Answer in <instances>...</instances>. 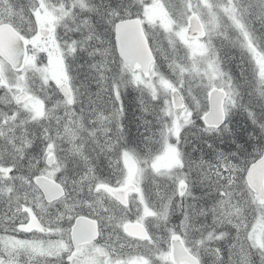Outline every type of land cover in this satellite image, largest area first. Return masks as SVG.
Here are the masks:
<instances>
[{"label":"clouds","instance_id":"obj_1","mask_svg":"<svg viewBox=\"0 0 264 264\" xmlns=\"http://www.w3.org/2000/svg\"><path fill=\"white\" fill-rule=\"evenodd\" d=\"M31 2L27 0L24 7ZM149 2L49 0L60 17L56 36L62 63L25 64L24 79L10 70L6 75L0 72V131L18 142L24 138L37 143L47 130L57 156L67 164L70 187L83 169L84 156L94 167L102 158L109 169L110 162L115 167L122 160L121 153L134 154L135 160L127 161L125 169L131 171L133 186L142 182L159 213L149 222L150 231L161 242L170 230L183 238V243L175 242V264H264V204L254 201L246 181L239 179L246 166L264 157V77L260 74L264 0H235L234 5L233 0H212L219 25H213L204 38L207 51L194 54L201 72L209 71L208 77L180 73L176 62L189 64L180 46L176 51L169 49L166 56L158 55L151 67H146V58L126 62L112 47L110 21L117 19L116 14L143 15V6ZM224 7L227 12L222 11ZM159 22L148 25L150 33H159ZM245 32L259 52L251 44L240 46ZM136 63L141 66L136 68ZM164 81L175 90L166 88ZM213 87L216 91L209 105L206 92ZM189 89L198 98V106ZM129 93L135 132L127 122ZM165 139L176 152L156 161ZM201 144L211 149L210 157ZM220 169L223 176L217 180L213 172ZM230 175L237 177L231 185ZM194 188L202 195H195ZM226 191L233 195L225 196ZM9 220L0 222V229L9 227L13 222ZM125 223L124 236L144 238L135 220ZM104 246L101 241L82 248L87 264H115L116 259L127 261L133 255L143 259L135 246L111 258L97 251ZM23 264L37 262L25 258Z\"/></svg>","mask_w":264,"mask_h":264},{"label":"snow or ice","instance_id":"obj_2","mask_svg":"<svg viewBox=\"0 0 264 264\" xmlns=\"http://www.w3.org/2000/svg\"><path fill=\"white\" fill-rule=\"evenodd\" d=\"M157 9L163 13V19L157 16ZM227 10V7L222 9L224 12ZM116 15L117 19L110 21L113 25L110 40L126 62L146 58V67H151L158 55L166 56L169 49L176 51L180 46L185 59L189 60L188 66L182 61L176 62L180 73L209 76V71L201 72L194 54L207 51L204 38L213 25H219L220 16L212 0H179L178 4L170 0H150L143 6V15ZM59 20L57 7L50 5L49 0H32L27 11L21 7L15 15L0 16V33H3L0 36V72L6 75L10 70L16 77L24 79L25 64L62 63L56 36ZM154 20L160 21L156 25L159 33L149 32L148 25ZM249 44L260 51L251 35L245 32L240 46L246 48ZM134 66L139 68L141 65L136 63ZM208 69H212L211 64ZM260 74L264 77V64H261ZM163 83L166 88H173L171 82ZM214 91L213 87L206 92L209 105L213 103ZM189 96L198 106L199 100L191 89ZM10 118L17 119L14 114H10ZM0 140L7 145L0 153V194L7 196V202L15 208L12 224L0 229V264H23L25 258H35L37 264L40 261L44 264H87L82 248L101 241L105 242L104 249L102 251L98 247L97 251L110 258L125 250L131 251L133 246L143 257L139 259L133 255L127 261L116 259L115 264H175V242L183 243V238L170 230L167 239L161 242L150 231L149 222L159 213L142 182L133 186L131 171L125 169L127 161L135 160L134 154L121 153L122 160L118 159L115 167L110 162L108 176L99 175L88 157L84 156L83 169L70 187L65 174L67 164L57 156L55 143L49 139L47 130L40 134L36 154L31 150L37 143L27 139L21 138L17 142L16 137H6L0 131ZM175 152V146L165 139L163 152L155 159L164 160ZM25 165L27 171L22 173L21 168ZM121 170H124V175L120 174ZM242 173L239 179L246 181L252 199L264 204V157L254 160ZM213 174L220 180L223 170H216ZM228 179L231 185L237 177L230 175ZM17 181L23 188L22 193L16 187ZM180 187H183V182ZM219 187L220 191L224 190ZM224 194L228 197L233 195L230 191ZM17 216L23 219L17 222ZM129 220H135L142 226L143 239L133 240L131 236H124L128 227L125 221ZM25 222L27 227L23 226ZM248 239L252 240V233L248 234ZM52 249L56 250L55 253Z\"/></svg>","mask_w":264,"mask_h":264},{"label":"rangeland","instance_id":"obj_3","mask_svg":"<svg viewBox=\"0 0 264 264\" xmlns=\"http://www.w3.org/2000/svg\"><path fill=\"white\" fill-rule=\"evenodd\" d=\"M19 1V0H18ZM171 3L173 4H178L179 0H170ZM18 5V3H16L15 1L10 2L9 0H0V16H4V17H8L9 15H15L16 13H18V11L14 12H9L11 7H16ZM161 15V11L159 9H157V16L159 17ZM37 135H39V130H37ZM1 143H3L1 145ZM7 147V145L5 144V142L3 140L0 141V153H3L5 148ZM38 148L36 147L34 149L31 150L32 154H36L38 152ZM27 169V168H26ZM101 176H107L105 173L102 174ZM2 187V186H0ZM16 187L18 188H22L20 185V182L17 181L16 182ZM53 211V210H50Z\"/></svg>","mask_w":264,"mask_h":264},{"label":"trees","instance_id":"obj_4","mask_svg":"<svg viewBox=\"0 0 264 264\" xmlns=\"http://www.w3.org/2000/svg\"><path fill=\"white\" fill-rule=\"evenodd\" d=\"M10 2H12V1H15V0H9ZM20 1V6H21V4H26V2H27V0H19ZM20 6L19 7H17L16 9H17V11L19 12V10H20ZM81 62L83 63V59H81ZM234 71H235V66H234V69H233ZM128 113L129 112H131V108L129 107V105H128ZM130 110V111H129ZM132 114H130V116H129V118H128V125H129V127H131L130 125H131V123H132ZM129 119H131V120H129ZM235 119V118H234ZM198 123H199V121H197ZM214 143V142H213ZM34 149L37 147L38 148V142H37V144H35L34 146ZM199 147H201V148H203L204 149V151H205V153L207 154V156L209 157V155H211V149H209V148H207V146L206 145H203V144H201V145H199ZM225 147H228V146H225ZM39 149V148H38ZM207 150V151H206ZM207 158V157H206ZM21 163H24V162H21ZM97 165H98V168H96V170H97V172L98 173H100L99 175H102V174H106L107 176L109 175V172H110V170L107 168V165L105 164V162L104 161H100L99 163H97ZM27 171V169H26V165H25V167H23V168H21V172L22 173H24V172H26ZM194 190H195V188H194ZM194 194H195V192H194Z\"/></svg>","mask_w":264,"mask_h":264},{"label":"bare ground","instance_id":"obj_5","mask_svg":"<svg viewBox=\"0 0 264 264\" xmlns=\"http://www.w3.org/2000/svg\"><path fill=\"white\" fill-rule=\"evenodd\" d=\"M16 3H18V5L16 6V7H11L10 8V11L9 12H13V8H15V12L17 11V7H19L20 6V1H18V0H16ZM24 5L25 4H21V6H20V8L21 7H24ZM25 8V7H24ZM25 11H27V9L25 8ZM14 12V13H15ZM82 63V62H81ZM131 97H132V94L131 93H129L128 94V96L125 98V104H126V106L128 107V105H129V107L132 109V107H131V105L130 104H128V100H130L131 99ZM0 107H3V105L2 104H0ZM130 111V110H129ZM130 114H132V123H131V127H129L130 128V130L132 131V132H135V123H134V113L132 112V110H131V112H129L128 114H127V121H128V118H129V116H130ZM129 120H131V119H129ZM129 122V121H128ZM18 142V141H17ZM214 142V145H216V146H220V147H225L226 145H220L219 144V141H213ZM3 143H1V145H2ZM207 151V150H206ZM208 157V156H207ZM209 157H210V155H209ZM100 161H103V159L101 158L97 163H99ZM97 163H96V168H98V165H97ZM79 169L77 168V169H75V170H70L69 171V175H72V174H74V171H78ZM98 174H100V173H98ZM194 192H195V195H197V196H199V195H202V192L200 191V189H198V188H195V190H193Z\"/></svg>","mask_w":264,"mask_h":264},{"label":"flooded vegetation","instance_id":"obj_6","mask_svg":"<svg viewBox=\"0 0 264 264\" xmlns=\"http://www.w3.org/2000/svg\"><path fill=\"white\" fill-rule=\"evenodd\" d=\"M7 201V198L0 199V222H10L9 218H12L13 212L15 211V208L9 205ZM1 203H3V206H1ZM21 219L23 217H16L17 222Z\"/></svg>","mask_w":264,"mask_h":264},{"label":"water","instance_id":"obj_7","mask_svg":"<svg viewBox=\"0 0 264 264\" xmlns=\"http://www.w3.org/2000/svg\"><path fill=\"white\" fill-rule=\"evenodd\" d=\"M3 35V33H0V36H2Z\"/></svg>","mask_w":264,"mask_h":264}]
</instances>
